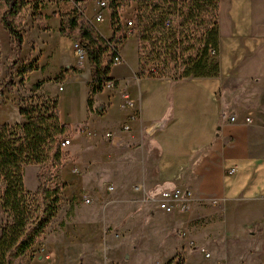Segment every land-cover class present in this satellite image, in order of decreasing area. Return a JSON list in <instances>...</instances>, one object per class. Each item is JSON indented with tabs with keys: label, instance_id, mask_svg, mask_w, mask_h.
Here are the masks:
<instances>
[{
	"label": "crops",
	"instance_id": "obj_1",
	"mask_svg": "<svg viewBox=\"0 0 264 264\" xmlns=\"http://www.w3.org/2000/svg\"><path fill=\"white\" fill-rule=\"evenodd\" d=\"M99 1L107 2L61 3L71 10L77 6L108 40L112 34L108 8L101 11V23L93 21ZM137 1L123 0L127 5L120 9L135 10ZM60 20L56 15L52 26L45 27L48 33L38 26L31 29L36 38L28 59L36 62L38 71L52 66L55 74L66 75L59 86L62 90L49 88L46 95L56 98L60 122L76 135V149H88L87 140L81 147L80 127L96 134L97 139L89 144L111 143L126 150L129 145L138 146L140 153L125 160L81 158L77 160L81 176L72 174L65 161L58 171H62L61 181L69 184L66 187L77 185L68 197L78 198L82 186L89 187L82 180L84 174L95 187L93 176L103 179L99 167H114L127 176L128 186L118 185L115 192L111 186L110 193L104 188L105 195L112 196L99 208L100 215L91 227L76 228L73 217L64 223L60 236L47 242L53 264H86L85 255L90 264H131L125 256L110 259L108 255L111 239L126 242L131 238L153 244L155 264L178 260L180 264H264V0H219L216 77L138 78L137 40L130 35L117 49L121 63L112 64V81L93 97L92 113L86 105L91 82L87 56L78 62L72 48L77 37L61 36ZM24 44L25 35L20 57ZM42 46L48 47V53L41 52ZM67 82L69 94L65 92ZM123 93L128 94L132 108ZM67 100L75 101L78 108L68 112ZM125 125L127 132L121 130ZM106 132L111 139L103 137ZM150 154L155 157L152 166ZM27 168L35 175L34 187L26 189L33 193L39 167L28 166L24 171ZM109 172L105 180L117 183V174ZM173 189L189 193L187 211L166 214L157 208L159 193ZM112 227L118 239L110 233Z\"/></svg>",
	"mask_w": 264,
	"mask_h": 264
},
{
	"label": "trees",
	"instance_id": "obj_2",
	"mask_svg": "<svg viewBox=\"0 0 264 264\" xmlns=\"http://www.w3.org/2000/svg\"><path fill=\"white\" fill-rule=\"evenodd\" d=\"M22 1L0 0V9L4 10L0 14V24L16 45V60L23 36L13 19L19 14ZM107 2L112 30L108 40L96 32L77 6L62 19L59 29L61 36L71 37L77 33L86 51L91 68L86 102L89 113H92L93 97L112 81L109 78L112 58L123 42L119 40L118 10L127 3L123 0ZM218 3L219 0H138L135 27L131 30L137 40L136 76L156 79L216 77ZM168 18L178 19V23ZM166 21L168 27H165ZM15 61L12 64H16ZM35 70L31 64L24 66L19 76ZM18 114L24 120L22 124L0 126V206L11 220L2 230L0 264H22L55 218L62 202L63 186L52 184V179L66 159L60 144L71 134L70 127L60 122L57 100L19 108ZM28 166L39 167L38 187L33 193L23 184V171Z\"/></svg>",
	"mask_w": 264,
	"mask_h": 264
},
{
	"label": "rangeland",
	"instance_id": "obj_3",
	"mask_svg": "<svg viewBox=\"0 0 264 264\" xmlns=\"http://www.w3.org/2000/svg\"><path fill=\"white\" fill-rule=\"evenodd\" d=\"M3 11V9H0V14ZM70 11L71 9L67 5L62 4L58 0H23L20 6L19 14L13 19L14 25L18 28L22 36L24 37L25 35V44L22 57H20L19 53V57L17 58V60L15 58L16 45L10 39V37L7 35L6 31L0 24V126L22 124L24 120L18 114L19 108L35 106L36 104H40L45 100H56V98L54 97H48L46 95V90L53 87L59 90V86H61L63 84V81H65L66 75L64 76L62 72H60L58 75L55 74L56 70H54V67L52 66H47L45 70L38 71L36 62L33 59H28V55L31 56V41L35 42L36 38L35 30L31 29L38 26L41 28V30L45 31V27L52 26L53 20L56 15H58L61 19V25L62 19L66 17ZM121 11L124 13V18H129L132 11L136 14L135 10H130L129 8L118 10V14H121ZM168 19L171 20L170 18ZM173 21L176 24L178 23V19ZM104 25H108V22L105 21ZM48 30L49 29L47 28V33ZM74 36H76L77 38L73 40V42L78 40L79 42H81L77 33H74ZM40 39L44 40L45 37L42 35ZM40 48L42 53H48L47 46H42ZM34 55H36V53H34ZM14 61L16 62V64H12V62ZM30 64L33 65L36 70L32 73L19 76L20 70L24 66H28ZM174 78L184 79L179 78L178 76H175ZM174 78L171 79L175 80ZM5 84H7L8 86L4 87ZM37 84H40L39 87L36 86ZM65 92L67 94H69L70 92V86L68 82L65 87ZM58 104H60V100L58 101ZM65 105L67 106L68 112H70V109H72L73 112V109L76 110L78 108L75 101L70 102L69 100H67L65 102ZM61 110L64 111V107ZM79 129L82 128L79 127L78 131ZM78 134L83 136L81 138H84L83 146L81 147L85 146V140L88 141L87 151L80 148L76 149L74 144V137H76V135L72 133L67 137L70 140V145L61 148L62 152L66 154L65 161H67V164L70 165L72 174L79 173L81 176L80 168L78 167L79 163L77 162V160L81 158L85 160L98 158L125 160L128 158L134 159L136 158L137 154L140 153L139 149L137 148L138 146L136 147L129 145L130 147H128L126 150L124 147L112 146L111 143H109L108 146L103 145L98 141L91 142V144L94 146L93 148L89 143L90 141H94V139H97L96 135L91 134L88 136L86 134V130L85 135H83V133ZM115 149H120V151L117 153ZM73 151L75 152V154L73 153ZM148 158L149 165L152 166L155 162V157L150 154ZM98 169L100 171L99 175L100 177L102 176L103 179L100 181V179L96 178V176H93L92 181L94 184H96V186L93 187L94 185L91 184V179H89V176L87 174H84L85 176H83L82 178H86L82 180L87 182L89 187H85V185L82 186V190L80 191V196L78 198L68 197L72 192H76L77 185L71 188L66 187L69 184L63 183V181H61L62 171L60 173H58L59 170L55 171L52 179V184L63 186L64 189L62 190L61 196L62 203L55 218L49 223L43 235L40 237V239H38V241L24 257L22 264H53L52 252L50 250L48 251L47 242H54L56 238L60 236V231H62L64 223L66 221L70 222V217H73V225L76 226V228L80 225L90 226L94 222V219H96V217L100 215L99 208L105 206L107 200H109L110 196H112L106 194L108 195L107 197L105 195L104 191L106 190V188L112 186L115 192L118 185L121 188H125V186H128V182L126 181L127 176L122 175L120 171L116 172V169L114 167H99ZM107 171H110L108 174H111L112 171H114V174H117V183L105 180L104 177L106 176ZM128 172L129 171H127V173ZM34 180L35 175L33 173V169L27 168L23 172L24 188L27 190L32 189L34 187L33 185H35ZM67 181H69V179ZM50 184L51 183H49V185ZM0 189L2 190L1 184ZM91 192H94L98 196V201H94V204L92 203L89 206H85V204H83V197L84 195H87ZM109 207H111V205H109ZM114 208H116L115 205L113 209ZM10 221V218L2 211L0 206V238L2 236V230L8 224H10ZM110 230V233L113 235V237L115 239H118L119 237L117 236V230L113 229V227L110 228ZM108 255L110 259H120L121 257L125 256L128 258V261L131 264H155V261L157 259V254L155 253L153 244L151 242H139L138 240H135L133 238L127 240L126 242H117V240L113 241L111 239V241L109 242ZM86 257L87 256L85 255V263L90 264V259H87Z\"/></svg>",
	"mask_w": 264,
	"mask_h": 264
},
{
	"label": "built area",
	"instance_id": "obj_4",
	"mask_svg": "<svg viewBox=\"0 0 264 264\" xmlns=\"http://www.w3.org/2000/svg\"><path fill=\"white\" fill-rule=\"evenodd\" d=\"M60 2H64L65 0H58ZM98 5V12L94 15L93 17V21L96 23H101L104 20V17L101 13L102 10L107 9L108 8V3L106 1H99L97 3ZM123 12L121 11V14L119 13V23L121 24V37L119 38V40L121 39V41L125 40L127 37H129L131 35V30L135 27V13L132 11V13L130 14L129 18H124L123 17ZM169 22L166 21L165 22V27H168ZM118 38L116 39L118 41ZM72 48L74 50V53L76 55V58L78 60V62H82L85 58H86V51L83 48L81 42L75 41L72 44ZM212 53V52H211ZM213 54V53H212ZM112 63L113 64H119L121 63V59L118 56L117 52L115 53V56L112 58ZM61 87H59V91H61ZM123 100L128 103V106L130 108H132V104L130 102V98L128 96L127 93H123L122 95ZM231 121H234L233 119H231ZM246 122H250L249 120H246ZM122 131L127 132L129 130L128 126H122L121 128ZM80 133H85V129H79ZM86 134L89 136L91 134L96 135L95 133H87ZM103 137L105 139H111L112 135L109 132H106L103 134ZM70 145V140L69 139H63L60 146L61 148L67 147ZM106 191L108 193L113 191V188L111 186L106 188ZM189 193L186 192L184 194L180 193L178 190H163L159 193L158 198H157V208L166 213V214H170L172 212H174L175 210H180L181 212H185L188 210L189 208ZM94 201H98V196L94 193H88L87 195H84L83 197V203L85 205H91ZM206 257H208L206 255Z\"/></svg>",
	"mask_w": 264,
	"mask_h": 264
}]
</instances>
